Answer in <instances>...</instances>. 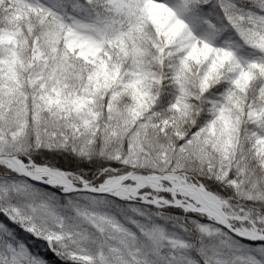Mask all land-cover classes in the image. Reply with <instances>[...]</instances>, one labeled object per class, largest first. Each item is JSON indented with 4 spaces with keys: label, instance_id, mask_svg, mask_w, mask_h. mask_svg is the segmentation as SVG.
Instances as JSON below:
<instances>
[{
    "label": "snow or ice",
    "instance_id": "obj_1",
    "mask_svg": "<svg viewBox=\"0 0 264 264\" xmlns=\"http://www.w3.org/2000/svg\"><path fill=\"white\" fill-rule=\"evenodd\" d=\"M0 264H264V0H0Z\"/></svg>",
    "mask_w": 264,
    "mask_h": 264
}]
</instances>
